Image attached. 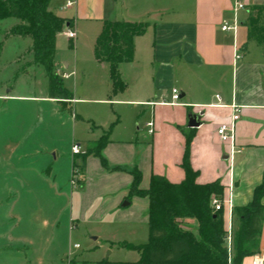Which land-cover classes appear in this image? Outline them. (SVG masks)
Instances as JSON below:
<instances>
[{
    "label": "crops",
    "instance_id": "crops-1",
    "mask_svg": "<svg viewBox=\"0 0 264 264\" xmlns=\"http://www.w3.org/2000/svg\"><path fill=\"white\" fill-rule=\"evenodd\" d=\"M66 1L51 0L48 9L67 20L69 24L66 28L75 32V39H68L66 30L57 37L73 44L75 50L71 63H87L101 70L107 68L109 74V67L97 62L94 57L96 39L103 23L124 21L146 25L145 33L133 40L132 60L120 65L118 70L125 89L109 100H94L101 105L112 102L111 106H127V112L119 109L112 115L94 113L91 117L100 125L101 133L88 144L100 139L106 131L102 127L110 125L115 118L116 124L101 152L114 171H105L99 158L89 156L82 160L83 174L89 179H98L93 185L100 190L97 194L93 193V198L115 194L100 203V210L92 211L90 221L103 222L112 208L117 211L119 205L122 208L130 206L131 201L122 203L132 184L129 174L132 168L136 167L142 175L141 189L149 187L153 175L164 177L171 184L182 182L184 172L180 164L186 137L191 136L189 165L197 172L196 182L199 185L218 182L224 188L223 197L230 195L232 214L230 216L225 209L223 222L225 230L231 222L233 235L236 228L233 210L246 206L254 189L264 183V49L249 40L247 35L248 18L256 8L259 9L258 25L264 26V0H238L245 10L238 13L240 24L235 36L223 32L221 26L232 19V8L237 0H74L72 7L64 8ZM8 21L13 26L18 23L14 19ZM81 25L88 27L86 31ZM27 55L30 57L25 65L17 66L19 61L13 62L16 66L10 80L3 82L0 78V105L3 108L25 102L64 105L65 101L48 98L44 71L42 68L27 67L32 63V56ZM237 56L240 58L237 59ZM54 63L57 72L66 75L63 79V85H66L64 81L76 75L75 66L70 73L63 72V69L68 70L67 63L70 62L58 61L56 51ZM28 69H32L33 73ZM19 77L34 86L39 80L43 86L41 96L12 94L13 89L1 93ZM108 85L105 88L106 97L111 94V82ZM173 89L179 91L178 104H161L170 102ZM99 92L100 95L96 90V95L102 97V88ZM74 101L72 99L69 103ZM235 110L239 118L235 124L234 142L222 141L217 130L230 124ZM190 114L200 116L199 127H187ZM75 116L76 121L78 116ZM149 121L154 123V132L145 143L144 139L140 140L137 131L140 130V123L147 131L146 123ZM135 122L139 123L136 131L133 128ZM89 196L82 195L83 202L78 211L83 215L91 209L93 201L87 203ZM134 198V201L139 199ZM144 199L140 209L146 212V216L137 219L133 217V211H121L124 214L122 219L133 217L130 221L121 222L132 223L129 225L135 227L147 225L148 199ZM261 203L264 205V195ZM79 222V218L72 220L70 228H77ZM183 223L196 224L192 220ZM248 249L251 256L244 258L242 264H251L264 250V217L260 234L253 244L248 245Z\"/></svg>",
    "mask_w": 264,
    "mask_h": 264
},
{
    "label": "rangeland",
    "instance_id": "rangeland-1",
    "mask_svg": "<svg viewBox=\"0 0 264 264\" xmlns=\"http://www.w3.org/2000/svg\"><path fill=\"white\" fill-rule=\"evenodd\" d=\"M11 26L7 20L0 23V78L3 82L10 80L15 71L13 62L19 61L17 66L25 65L30 57L27 55L29 39H4V32ZM81 27L85 31L88 28L86 25ZM251 35L258 37L255 31ZM74 50L73 44L63 37L57 39L56 59L70 62L67 63L68 70L63 69V72L70 73L75 66L76 75L65 80L63 86L76 102L66 101L64 105L18 103L4 106L7 112L0 105V264H94L106 257L111 263H132L138 260V254L118 248V244L148 242V224L135 227L129 225L132 223L121 222L146 216L140 209L144 198L137 201L130 198V206L122 208L119 205L117 211L112 208L103 222L90 221L93 212L101 209L100 203L115 194L93 198V193L100 190L93 185L98 179H89L83 174L82 155L73 156L71 147L80 144L83 152L88 142L101 133L100 125L91 119L94 113L112 115L119 109L127 112V106H111L112 102L101 105L94 101L110 99L111 94L105 95V88L110 84L108 69L71 63ZM28 71L33 73L32 69ZM58 75L63 81L62 75ZM101 88L102 97L99 96ZM9 89H13L12 94L38 97L43 86L39 80L34 86L19 77L1 93L5 94ZM75 115L78 116L76 121ZM115 121L116 118L102 128L107 130ZM137 125L138 122L133 123L135 131ZM137 133L145 143L151 137L143 123ZM104 170L114 171L108 165ZM84 193L90 195L87 203L93 201L85 215L78 211ZM127 199L128 193L122 204L127 203ZM121 211H133L135 216L122 219ZM78 218V227L71 229L70 222ZM183 225L196 228L193 223ZM235 227L237 229V223Z\"/></svg>",
    "mask_w": 264,
    "mask_h": 264
},
{
    "label": "trees",
    "instance_id": "trees-1",
    "mask_svg": "<svg viewBox=\"0 0 264 264\" xmlns=\"http://www.w3.org/2000/svg\"><path fill=\"white\" fill-rule=\"evenodd\" d=\"M50 2L51 0H0V23L7 19L18 22L4 32V39L14 37L30 40L27 53L32 56V63L26 66L42 68L47 80L48 98L66 102L72 100V97L63 86L54 60L56 39L68 29L66 26L69 23L49 11ZM258 10L256 8L248 18L247 35L249 40L255 41L264 49V26L258 25ZM145 31L146 25L142 23H103L96 39L94 57L97 62L109 67L110 98L125 89L118 72L119 67L132 60L133 40L142 36ZM252 31L258 37L254 38ZM114 124L100 139L87 145L81 156L82 160L93 156L100 159L103 168H107L101 152L109 142ZM190 140L191 136L186 137L180 164L184 180L179 184H171L164 177L153 175L149 187L141 189L140 171L136 167L129 170L132 184L127 201L130 202L129 199L134 197L148 199V242L140 245L124 242L118 244V248L136 252L138 260L132 263H111L107 259L94 264H229L223 212H215L210 204L212 198H223L224 188L218 182L197 184V172L189 165ZM263 195L264 183L254 189L252 199L246 206L233 210L238 227L232 236L230 264H242L244 258L251 256L248 245L258 238L264 217V205L261 203ZM185 220L194 221L196 228H185Z\"/></svg>",
    "mask_w": 264,
    "mask_h": 264
},
{
    "label": "built area",
    "instance_id": "built-area-1",
    "mask_svg": "<svg viewBox=\"0 0 264 264\" xmlns=\"http://www.w3.org/2000/svg\"><path fill=\"white\" fill-rule=\"evenodd\" d=\"M74 5V0H67L65 3L64 8H69ZM245 10V6L240 1H235L233 8H232V19L229 22H224L221 26V30L223 32H229L232 33L234 36L237 33V30L239 28L240 20L238 17V13L240 11ZM65 36L68 39H75V32L71 29H66ZM240 56H237V59H239ZM63 78H66V75H62ZM180 101L179 91L176 89H173L171 91V99L168 103H161V104H168V105H177ZM238 114L237 110H235V113L231 119L230 124L228 125H222L217 130V135L220 137L222 141H230L231 143L234 142V136H235V124L238 120ZM147 128V134L153 135L154 132V123L152 121H149L146 123ZM72 155H79L81 154V148L78 145H73L71 147ZM211 207L215 212H225V209H228V213L231 216L232 214V205H231V197L229 195L228 198H212L211 200ZM232 225L231 222L228 223V228L226 229V239L225 244L229 255V264H230V258L232 254ZM251 264H264V250L260 253V255L256 256Z\"/></svg>",
    "mask_w": 264,
    "mask_h": 264
},
{
    "label": "water",
    "instance_id": "water-1",
    "mask_svg": "<svg viewBox=\"0 0 264 264\" xmlns=\"http://www.w3.org/2000/svg\"><path fill=\"white\" fill-rule=\"evenodd\" d=\"M199 119H200L199 115H191V114L188 115L187 127L190 129H195V128L199 127L200 126ZM108 255H109V252H108ZM105 259L107 260L108 257H106Z\"/></svg>",
    "mask_w": 264,
    "mask_h": 264
}]
</instances>
